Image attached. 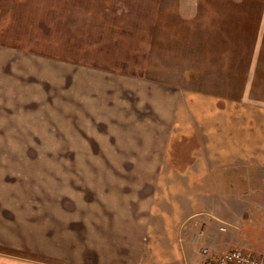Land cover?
Instances as JSON below:
<instances>
[{
  "label": "rangeland",
  "instance_id": "rangeland-1",
  "mask_svg": "<svg viewBox=\"0 0 264 264\" xmlns=\"http://www.w3.org/2000/svg\"><path fill=\"white\" fill-rule=\"evenodd\" d=\"M0 55L5 218L91 216L103 264H218L224 205L264 233V0H0Z\"/></svg>",
  "mask_w": 264,
  "mask_h": 264
},
{
  "label": "crops",
  "instance_id": "crops-1",
  "mask_svg": "<svg viewBox=\"0 0 264 264\" xmlns=\"http://www.w3.org/2000/svg\"><path fill=\"white\" fill-rule=\"evenodd\" d=\"M4 58H1L0 55V62L1 59L3 62ZM243 195H245V193H243ZM244 199H247V196L244 197ZM224 201H226V199ZM59 209L61 211H64V204L63 208ZM223 211L225 214H209V219L206 221V223H203L201 232H199L201 236H199L200 239H197L198 242H200V240L203 241L204 247H210L215 251V253H220L223 250L235 248H241L245 251H249L250 253L254 254L264 253V233L260 230L258 231V209L256 208L255 214L252 215L254 216V218L246 216L247 213H245L244 211L241 215L238 216V218H235L233 220L231 218L234 214H231V208L225 207L224 205ZM1 213L2 214H0V238L2 239L0 240L4 243H9L11 247L25 249H27L28 247L32 248L34 245L38 244L39 239L41 240L46 238V246L48 253H51L53 255L57 254L58 258H61L65 261L68 260L67 258H70L69 260L74 264H103V254H105L104 249L109 250V247H111L109 243L106 244V248H103L104 245L101 246V244H98V240H96L97 235L92 230L94 225L97 224L94 221L89 220L91 216H89L88 218H81V215H79V218L74 220L73 218L66 219L60 217L55 223L52 222L51 219L47 220L45 226H43L46 227V232L45 234H43L34 230V228L40 226L38 223L39 221L33 222L29 220L28 217L15 220H8L7 218H5L6 214H4V212ZM13 213L14 215L19 214L22 217L24 216L20 207L19 209L17 207L13 208L12 214ZM15 218H17V216ZM72 223H74L75 225L78 224L77 226H79L80 230L74 232L76 228L71 227ZM191 226L193 227L192 223ZM129 227L130 228H128V230H126L125 232L126 234L132 233L131 236H133L134 238V223L129 224ZM7 232L14 234L16 237L10 238V241L5 240L3 236L6 235ZM189 232H192V230ZM44 235H46V237ZM137 240L139 244V240H141V234L138 235ZM131 243V247L128 248L129 252H126L125 254L127 255V257L129 255H132V257L134 258V262L132 261L126 263L124 261L125 259H122L119 260L117 264H131L137 262L135 260V257L138 255V252H140V249L138 247V244L137 248H135L136 245L134 243V240L131 241ZM187 244L190 245L191 242L187 241ZM185 246L187 245L185 244ZM121 247L127 249L124 245ZM114 251H111V254H116L117 256L118 251ZM31 259L33 258L11 256L4 254L0 251V264H54L50 262L44 263ZM113 263L114 262H111L110 264ZM209 263L211 264L212 262L209 261Z\"/></svg>",
  "mask_w": 264,
  "mask_h": 264
},
{
  "label": "built area",
  "instance_id": "built-area-1",
  "mask_svg": "<svg viewBox=\"0 0 264 264\" xmlns=\"http://www.w3.org/2000/svg\"><path fill=\"white\" fill-rule=\"evenodd\" d=\"M203 254L208 256L209 250L204 249ZM218 264H264V253H246L243 249H227L219 254Z\"/></svg>",
  "mask_w": 264,
  "mask_h": 264
}]
</instances>
